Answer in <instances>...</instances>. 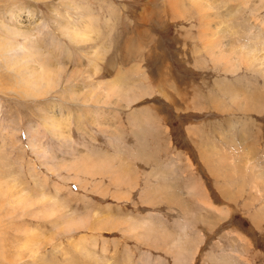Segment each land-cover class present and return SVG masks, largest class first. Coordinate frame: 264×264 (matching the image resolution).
<instances>
[{"label": "rangeland", "instance_id": "rangeland-1", "mask_svg": "<svg viewBox=\"0 0 264 264\" xmlns=\"http://www.w3.org/2000/svg\"><path fill=\"white\" fill-rule=\"evenodd\" d=\"M152 1L0 0V264H264V0Z\"/></svg>", "mask_w": 264, "mask_h": 264}, {"label": "bare ground", "instance_id": "bare-ground-1", "mask_svg": "<svg viewBox=\"0 0 264 264\" xmlns=\"http://www.w3.org/2000/svg\"><path fill=\"white\" fill-rule=\"evenodd\" d=\"M153 1H154V0H153ZM153 1H152V2H153ZM175 1H176V0H168L167 3L170 5V7L173 8V5H174V2H175ZM207 1H209V2L212 1V2H213L214 0H211V1H210V0H207ZM187 2H191L193 8H195L194 10L197 11V12H199V15H200L199 19H201V21H203V24H202L203 29L205 28L203 31H201V35H202L203 37H207L208 34H206V33H204V32H206V30L209 31V29H210V28L207 29V25L210 26V24H207V22H208V20H209L208 12L205 13V11H204V6H203L201 3H199L197 0H188ZM215 3H216V2H215ZM218 3H219V1H218ZM209 4H210V3H209ZM211 4H212V3H211ZM209 6H210V5H209ZM209 6H208V7H209ZM174 8H175V7H174ZM172 11H175V10L173 9ZM15 16H16V13L13 14V18H16ZM141 16H142V17H145L144 13H142ZM212 18H213V17H212ZM205 20H206V24H205ZM209 21H210V20H209ZM210 23H211V22H210ZM200 24H201V23H200ZM210 30H211V29H210ZM216 30H217V29H216ZM212 31H213L212 33L214 34L213 36L211 35L212 37H215L216 35L219 36V35H218L219 33L216 34V32H215L214 30H212ZM209 33H211V31H210ZM201 35H200V36H201ZM209 35H210V34H209ZM204 39H205V38H204ZM202 40H203V39H202ZM219 40H220V38H219ZM219 40H217L216 42L214 41L215 44H216V43L218 44V43L220 42ZM203 41H204V40H203ZM206 42H207V40H206ZM212 42H213V41H212ZM219 44H220V43H219ZM207 45H210V46H209L210 48L207 47ZM219 46H221V45H219ZM219 46H218V47H219ZM212 47H213V49L215 48L216 50H218V49L216 48L217 45H216V47H215V46H213V45L211 44V42H210V43H207V44H204V48H205L206 50H209V49H211ZM224 47H225V46H224ZM219 51H220V49H219ZM219 51H218V52H219ZM221 51H222V50H221ZM231 52H232V51H231ZM219 53H220V52H219ZM233 53H234V52H233ZM98 54H99V52H98ZM221 54H222V53H220V56H219V55H218V56L221 57V56H222ZM218 56H217V57H218ZM217 57H216V58H217ZM99 59H100V58H99ZM218 59H219V58H218ZM216 61H217V60H216ZM226 65H227V64H226ZM231 65H232V64H231ZM112 85H113V84H112ZM114 88H115V87H114ZM108 90H109V89H108ZM112 90H113V89H112ZM103 94H104V93H103ZM53 120H54V119H53ZM229 162H230V161H229ZM243 163H244V162H243ZM71 170H72V169H71ZM260 171H261V170H260ZM262 173H263V172H262ZM231 175H232V174H231ZM259 175H260V174H259ZM261 175H262V174H261ZM237 176H238V175H237ZM234 177H235V176H234ZM256 177H257V176H256ZM257 179H258V178H257ZM258 180H260V179H258ZM263 183H264V182H263ZM256 187H257V186H256ZM263 187H264V186H263ZM257 189H258V188H257ZM221 190H222V189H221ZM260 190H261V189H260ZM260 211H261V210H260ZM258 213H259V212H258Z\"/></svg>", "mask_w": 264, "mask_h": 264}]
</instances>
